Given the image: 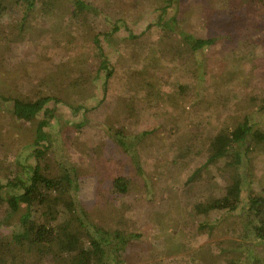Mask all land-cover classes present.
<instances>
[{"label": "rangeland", "instance_id": "1", "mask_svg": "<svg viewBox=\"0 0 264 264\" xmlns=\"http://www.w3.org/2000/svg\"><path fill=\"white\" fill-rule=\"evenodd\" d=\"M55 1L51 11L36 7L26 15L20 2L0 0V94L53 98L33 121L17 119L9 101L0 108V183L28 180L36 126L46 119L48 162L54 174L68 164L77 170V196L91 220L103 231L141 235L131 240L125 264H226L242 257L247 243L264 264V241L245 238L243 228L247 199L263 194L264 140L251 142L239 170L238 209L217 220L196 209L234 183L219 164L204 167L219 130L249 121L264 133V0H85L100 13L86 25L75 24L71 0ZM163 13L215 43L190 52L156 24ZM98 39L114 72L107 90ZM131 102L135 111L128 112ZM112 127L148 132L139 148L142 173L109 137ZM117 175L131 180L125 194L113 191ZM26 210L21 204L12 223L0 211V239L9 240ZM24 262L55 264L39 262L35 252Z\"/></svg>", "mask_w": 264, "mask_h": 264}, {"label": "trees", "instance_id": "2", "mask_svg": "<svg viewBox=\"0 0 264 264\" xmlns=\"http://www.w3.org/2000/svg\"><path fill=\"white\" fill-rule=\"evenodd\" d=\"M25 6L26 15L36 7L51 9L58 3L55 0H16ZM73 3V19L75 24L86 25L90 16H100L99 9L85 0H71ZM164 13L167 7H164ZM53 13V12H52ZM164 13L156 23L166 32L177 35L175 41L186 46L190 52L196 53L215 43L214 37L197 36L177 24L174 17L165 19ZM151 25L147 26L150 30ZM119 26L114 27L116 32ZM147 31L139 36L143 37ZM169 35V34H168ZM100 69L106 70L105 89L108 80L113 75V67L107 59L102 44L95 43ZM51 97L37 99L23 97H6L0 94V108L6 102H11L12 114L21 121H33L44 111ZM130 110L135 111L133 103ZM81 106L74 107L75 111ZM264 111V99L259 107ZM128 115V114H126ZM46 119L38 121L35 131V148L33 156L36 163L25 181L22 178L12 179L6 184L0 183V211H4L3 222L12 223L14 215L19 212L21 204L27 206L20 219L15 222L14 230L9 240L0 239V264H26L24 260L35 252L38 261H50L55 264H125V254L133 239L140 238L138 233L125 234L121 230L103 231L94 223L78 199L79 173L68 164L58 174L55 167L48 162L50 145L42 143L48 139L45 127ZM109 131V137L128 155L133 167L139 173L143 172L141 165L140 146L148 132L130 133L128 127L114 128ZM264 140V133L249 121L239 124L234 131L222 128L208 147V156L204 167L219 164L222 170H229L233 175V185L219 197L210 196L196 204L199 214L216 215V220L223 213L233 212L242 203L243 181L239 170L245 168V159L249 158L251 142ZM241 168V169H240ZM202 168L195 171L190 180L198 178ZM131 180L123 175L112 179L115 193L125 194L129 191ZM6 188L12 191L3 193ZM21 190V191H16ZM263 194H252L246 201L247 212L244 220V237L254 235L259 241H264V189ZM246 221V223H245ZM1 225L4 223H0ZM82 233V243L74 245L73 241ZM81 236V235H80ZM243 256L230 260L226 264H260L259 257L249 243L243 245ZM258 258V260H257ZM23 261V262H22ZM21 262V263H20Z\"/></svg>", "mask_w": 264, "mask_h": 264}]
</instances>
